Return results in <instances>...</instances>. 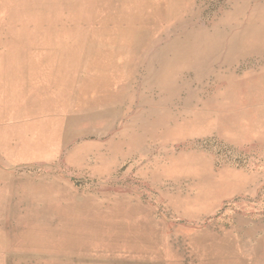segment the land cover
Masks as SVG:
<instances>
[{
  "label": "rangeland",
  "instance_id": "rangeland-1",
  "mask_svg": "<svg viewBox=\"0 0 264 264\" xmlns=\"http://www.w3.org/2000/svg\"><path fill=\"white\" fill-rule=\"evenodd\" d=\"M34 6L0 15V69L38 76L0 115V185L22 184L0 191V264H264V0H185L131 73L126 27L86 8L53 25L50 80L11 56L13 29L52 19Z\"/></svg>",
  "mask_w": 264,
  "mask_h": 264
},
{
  "label": "bare ground",
  "instance_id": "bare-ground-1",
  "mask_svg": "<svg viewBox=\"0 0 264 264\" xmlns=\"http://www.w3.org/2000/svg\"><path fill=\"white\" fill-rule=\"evenodd\" d=\"M184 1L185 0H40L42 12L46 15H50L52 19L35 23L33 27L27 26L25 28L18 27L13 29L17 35V46L11 51V56H17V51L24 50L25 53L31 52L33 56L41 54L44 58L46 57L48 68L44 70H47L45 75L46 78L50 80L53 78V72H55V70L57 72L63 70V58H67V52L64 50L63 45L59 44L58 41H54L56 34L53 33L55 29L53 25L55 26L56 23L64 25L67 23V19L77 25L82 19V11H85L86 8L88 10L89 8L88 20L92 23L114 25L118 34L116 37L117 40L123 35L126 27L127 35L123 40L130 43V50L126 62L128 64V73H131L135 65L136 59L133 57L137 44L142 46L150 37L159 32L161 24L174 17L173 14L175 10L181 7ZM34 2H36V0H34ZM34 2L32 0H27L25 3L21 2V0H0V15L11 16L13 15V10L24 6L31 9L34 6ZM105 3H108V5ZM112 4L119 5V12H114L112 15L107 14L103 19L93 18L92 10L95 15H98L102 9L111 7ZM2 9L7 10V12L3 13ZM60 15H64L65 19ZM55 18L56 20H54ZM11 19L14 20L13 17ZM2 24L3 22L0 21V25ZM39 25L41 28H39ZM37 32L39 38L35 37ZM141 34L142 36L140 37ZM2 51H5L4 47H2ZM1 52L0 56L3 57L4 55ZM99 63L98 65H91L92 69L90 72L94 73L96 76L99 75L101 77L103 74L113 76L120 72L118 64L114 61L109 64H102L103 61L101 60ZM124 66L122 67L123 70L125 69ZM29 78L36 80L34 78H38V76L8 75L0 69V115L4 110L2 106L7 104V102L13 104L17 101L14 92L19 91L21 85L30 81L28 80ZM116 235H119L118 237H123V235L120 236V234L117 233ZM1 244L2 238L0 237V245Z\"/></svg>",
  "mask_w": 264,
  "mask_h": 264
},
{
  "label": "crops",
  "instance_id": "crops-1",
  "mask_svg": "<svg viewBox=\"0 0 264 264\" xmlns=\"http://www.w3.org/2000/svg\"><path fill=\"white\" fill-rule=\"evenodd\" d=\"M79 60L78 61H85V60H87L88 59V55H83V56H81V57H79L78 58ZM1 171V170H0ZM1 172H3V171H1ZM4 173V172H3ZM8 175V174H7ZM8 176H10V175H8ZM10 177H12V178H14V179H16L15 177H13V176H10ZM18 180V179H17ZM20 180V179H19ZM15 186H19V187H22V184L19 182H14L13 184H6V185H0V191L2 192L3 190L5 191L6 189H8V188H11V187H15ZM30 199H31V197H30ZM29 199V200H30ZM15 200H17V198H15L14 199V201L12 202V205H15L16 207H19L18 206V204H13L14 202H15ZM24 201H28L27 199H25ZM47 207V206H46ZM79 208H80V206H79ZM80 214H81V216L82 217H84L85 216V214L86 213H83V212H79ZM10 219H15V218H9V219H7V220H10ZM6 220V221H7ZM5 220H2V221H0V223L2 224V222H4ZM1 229V228H0ZM2 230V229H1ZM2 232H4V231H2ZM37 232V231H36ZM138 232H140V233H144V235H146L147 237H150V235H148L147 233V231L146 230H140V231H138ZM124 235H125V237H127L128 235H127V233L125 232L124 233ZM3 236H5V237H8L5 233L3 234ZM29 238H31V237H29ZM128 238H129V236H128ZM127 238V239H128ZM9 239H11L12 241H16V239H17V237H13V238H11V237H9ZM21 239H24V237H21ZM130 239H132V238H130ZM131 241V240H130ZM8 249H11V248H1V250H7L8 251ZM16 249V248H15ZM19 249H21V248H19Z\"/></svg>",
  "mask_w": 264,
  "mask_h": 264
}]
</instances>
